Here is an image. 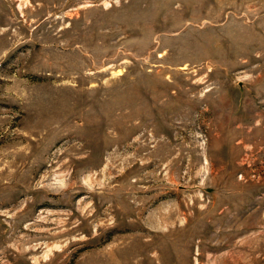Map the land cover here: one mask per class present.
Returning <instances> with one entry per match:
<instances>
[{
	"label": "rangeland",
	"instance_id": "rangeland-1",
	"mask_svg": "<svg viewBox=\"0 0 264 264\" xmlns=\"http://www.w3.org/2000/svg\"><path fill=\"white\" fill-rule=\"evenodd\" d=\"M0 264H264V0H0Z\"/></svg>",
	"mask_w": 264,
	"mask_h": 264
}]
</instances>
